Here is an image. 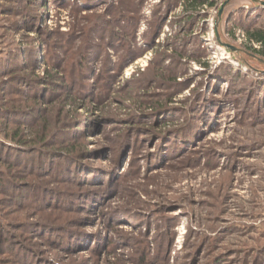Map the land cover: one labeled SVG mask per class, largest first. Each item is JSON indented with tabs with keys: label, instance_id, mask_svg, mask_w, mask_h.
<instances>
[{
	"label": "rangeland",
	"instance_id": "374dc122",
	"mask_svg": "<svg viewBox=\"0 0 264 264\" xmlns=\"http://www.w3.org/2000/svg\"><path fill=\"white\" fill-rule=\"evenodd\" d=\"M191 1L0 0V264H264V0Z\"/></svg>",
	"mask_w": 264,
	"mask_h": 264
},
{
	"label": "trees",
	"instance_id": "16d2710c",
	"mask_svg": "<svg viewBox=\"0 0 264 264\" xmlns=\"http://www.w3.org/2000/svg\"><path fill=\"white\" fill-rule=\"evenodd\" d=\"M214 1L212 0H192L189 2V6L191 7L192 13L190 14V18L194 19L197 16V8L200 7H214ZM264 15V9L258 10L256 12L255 17L249 18L244 17V22H240L236 27L242 30L244 36L246 37L249 44L255 43L259 44L260 46L264 47V27H257L256 24L258 21H261V17ZM251 47V46H250ZM250 49V48H249ZM251 52L254 54H261V57L264 58L263 52L255 51L251 49ZM260 59V58H259ZM264 84V83H263Z\"/></svg>",
	"mask_w": 264,
	"mask_h": 264
},
{
	"label": "built area",
	"instance_id": "2783aa9c",
	"mask_svg": "<svg viewBox=\"0 0 264 264\" xmlns=\"http://www.w3.org/2000/svg\"><path fill=\"white\" fill-rule=\"evenodd\" d=\"M238 34H239V32L236 35L239 38V40H238L239 43L242 40L244 43H247L248 45L252 46L253 48L256 47V45H259V44H255V43L249 44L248 41H247V39H246V37L244 36V34H241L240 36H238Z\"/></svg>",
	"mask_w": 264,
	"mask_h": 264
},
{
	"label": "water",
	"instance_id": "95a60500",
	"mask_svg": "<svg viewBox=\"0 0 264 264\" xmlns=\"http://www.w3.org/2000/svg\"><path fill=\"white\" fill-rule=\"evenodd\" d=\"M254 3H258L260 4L261 6H264V2H258V1H253ZM220 15V14H219ZM226 48L230 49L231 51L235 52L237 51L235 48L231 47V46H228V45H224Z\"/></svg>",
	"mask_w": 264,
	"mask_h": 264
}]
</instances>
